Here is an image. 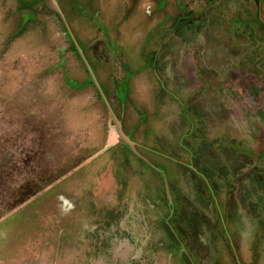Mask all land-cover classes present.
<instances>
[{"label":"rangeland","instance_id":"1","mask_svg":"<svg viewBox=\"0 0 264 264\" xmlns=\"http://www.w3.org/2000/svg\"><path fill=\"white\" fill-rule=\"evenodd\" d=\"M58 2L160 171L46 0H0V264H264V0Z\"/></svg>","mask_w":264,"mask_h":264},{"label":"water","instance_id":"2","mask_svg":"<svg viewBox=\"0 0 264 264\" xmlns=\"http://www.w3.org/2000/svg\"><path fill=\"white\" fill-rule=\"evenodd\" d=\"M46 3H47V6L56 11L58 13V15L60 16V18L62 19L63 23H64V26L66 27L72 41L74 42L75 44V47L78 51V53L80 54L89 74H90V77L94 83V85L96 86L100 96L102 97V100L108 110V112L110 113L112 119H113V122H114V126H115V129H116V133L118 135V137L122 140V142L128 146V148L136 155L138 156L139 158L143 159L144 161H146L151 167L155 168L156 170L160 171L159 168L155 167L151 162H149L145 157H143L139 151L137 150L136 148V142L130 138V136L128 134H126V132L123 130V127H122V123L120 121V119L118 118V116L115 114L111 104L109 103L105 93L103 92L98 80H97V77L94 73V71L92 70L90 64L88 63L87 59L85 58L84 54H83V51L81 49V47L79 46V44L77 43L73 33L71 32L70 30V27L65 19V16L60 8V6L58 5V2L57 0H46ZM165 189H166V194H167V197L169 200H171V196H170V192H169V188H168V184H167V181L165 179Z\"/></svg>","mask_w":264,"mask_h":264},{"label":"trees","instance_id":"3","mask_svg":"<svg viewBox=\"0 0 264 264\" xmlns=\"http://www.w3.org/2000/svg\"><path fill=\"white\" fill-rule=\"evenodd\" d=\"M186 19H190L189 17L188 18H185L184 17H181L177 20L176 22V25L178 28H181V27H185L186 24L188 21ZM187 21V22H185ZM185 22V23H184ZM4 160V163L6 161V155L4 154H0V183L3 181V178L5 177L6 175V171H5V164L3 163ZM43 177V176H42ZM42 179V178H41ZM44 179V178H43ZM42 181V180H41ZM54 180H49L47 183H45L44 185H40V183L38 184V186L36 187L35 185H33V190L31 191H25L24 188L20 189L21 190V193H19V195L15 198V200H13L12 204H8L7 205H4L2 207V211L6 210V209H9L11 207H15L25 201H27L31 196H33L35 193L39 192V190H41L45 185H49L50 183H52Z\"/></svg>","mask_w":264,"mask_h":264},{"label":"flooded vegetation","instance_id":"4","mask_svg":"<svg viewBox=\"0 0 264 264\" xmlns=\"http://www.w3.org/2000/svg\"><path fill=\"white\" fill-rule=\"evenodd\" d=\"M57 2H58V0H57ZM58 5H59V2H58ZM60 6V5H59ZM61 8V7H60ZM50 9V8H49ZM50 10H52V9H50ZM59 18H60V16L58 15V13L56 12V11H54V10H52ZM63 12V11H62ZM64 14V13H63ZM61 19V18H60ZM62 20V19H61ZM63 22V21H62ZM263 173H261V175H262ZM263 176V175H262ZM263 217V219H261V220H259L258 221V226H259V228H260V235H259V237H258V243H259V245H262L263 247L261 248V249H263L264 248V216H262ZM259 222L261 223V224H259ZM261 243V244H260Z\"/></svg>","mask_w":264,"mask_h":264}]
</instances>
